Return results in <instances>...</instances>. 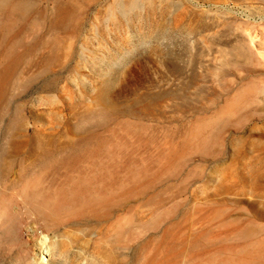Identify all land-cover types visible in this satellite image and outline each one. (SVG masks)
I'll return each instance as SVG.
<instances>
[{
  "label": "rangeland",
  "instance_id": "obj_1",
  "mask_svg": "<svg viewBox=\"0 0 264 264\" xmlns=\"http://www.w3.org/2000/svg\"><path fill=\"white\" fill-rule=\"evenodd\" d=\"M0 264H264V0H0Z\"/></svg>",
  "mask_w": 264,
  "mask_h": 264
}]
</instances>
